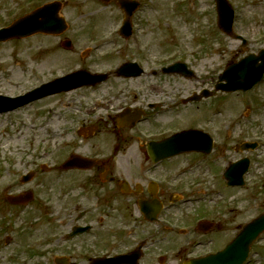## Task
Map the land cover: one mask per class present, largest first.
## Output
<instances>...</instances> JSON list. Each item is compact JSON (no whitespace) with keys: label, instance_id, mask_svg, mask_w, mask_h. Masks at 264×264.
Segmentation results:
<instances>
[{"label":"rangeland","instance_id":"1","mask_svg":"<svg viewBox=\"0 0 264 264\" xmlns=\"http://www.w3.org/2000/svg\"><path fill=\"white\" fill-rule=\"evenodd\" d=\"M33 1L0 0V26L8 25L16 17L32 11ZM44 1L46 0L36 2L40 5ZM61 1L64 3L62 15L69 23V29L64 34H35L27 38L0 42V93H24L37 85L40 79V83L45 82L79 67L89 66L91 69L106 70L141 56L133 40L127 43L124 39L113 37L112 32L119 25L120 19L116 1ZM139 1L142 4L140 11L134 15V21L140 29L141 43L147 50L143 52L149 60L146 64L156 66L151 59L157 60L158 56H162L158 59L160 62L180 59L195 70L197 78L185 79L178 75L159 74L144 75L140 79L129 81L113 75L110 80L114 83L113 88H138L145 95H149L151 100L172 105L175 95L178 99L195 90L199 91L203 84L211 86L212 82L217 83L228 63L238 62L245 55L258 52L264 47V0H230L236 10L235 32L248 40L246 45L221 32L217 25L214 0ZM87 26L89 29L85 28ZM98 36L100 38L89 42ZM65 38L72 39L74 45L71 50L62 47L61 40ZM39 46L45 48L42 54L38 55ZM93 46H98L96 51L83 57V52L87 49L91 51ZM40 59L45 62L38 66L37 70L35 65ZM153 86L159 87L160 90H151ZM79 92L90 93V97L96 94L92 90L84 89ZM129 94L127 90L122 96L126 95L125 99H131ZM71 95L51 96L14 113L0 115V151L3 153L0 156V264H55L49 255V252L57 251L55 239L58 227L55 221L48 223V218L41 217L37 209L20 212V208L4 198V192L18 189L22 183L21 175L37 167L31 163L30 153L39 145L42 148L39 155L42 154L44 160L53 162L60 159L62 150L57 147L59 135L54 140L48 137L47 129L58 130L64 126L62 116L76 114ZM78 95L80 94L75 96ZM218 100L217 106L224 111V114L218 115L220 136L225 145L224 156H229L224 157V160L219 159L218 168L225 170L229 160L250 156L253 162L252 171L246 176V185L238 188H228L226 180H221L220 174H212L208 178V185L216 184L223 200L219 203L205 202L208 205L202 203L201 199L199 202L192 200L193 203L182 206L190 211V215L181 216L178 210L174 219L177 224H188L194 222L195 218L208 216L210 220L222 226L221 233L215 234L220 235L221 242L227 243L245 223L264 213V144L252 153L239 150L236 146L252 139L249 138L251 134L264 135V82L254 87L251 96L242 92L230 95L220 93ZM247 107L252 109L251 115L247 113L251 116L247 119L249 122L245 119ZM107 110L111 114V108ZM107 110L100 109L96 117L108 119ZM76 116L74 121L82 119ZM170 116L175 118L171 124L177 125L181 122L182 125H178L181 127L187 126L188 123L180 121V116L190 119L189 122H202L207 118V112L202 106L190 105L183 113H170ZM231 130H234V137L229 135ZM71 135L73 139L74 134ZM46 138L49 139V145H46ZM91 142L90 138H79L75 144L87 148ZM104 145H108V142ZM10 152H17L19 161L8 160L6 154ZM52 175L54 178L51 179H56L55 175ZM50 198L56 200L53 195H50ZM5 216L10 219L3 218ZM172 235L178 243L175 245L177 252L181 248L184 249L186 245L181 244L186 241L187 236L179 233ZM200 236L204 238L210 235ZM8 237L11 238V244H6ZM191 238L188 237L187 240ZM45 241L51 245H44ZM252 251L250 264H264V236L262 241L253 246ZM18 257L24 263L18 261Z\"/></svg>","mask_w":264,"mask_h":264},{"label":"flooded vegetation","instance_id":"2","mask_svg":"<svg viewBox=\"0 0 264 264\" xmlns=\"http://www.w3.org/2000/svg\"><path fill=\"white\" fill-rule=\"evenodd\" d=\"M83 95L88 99L93 97L90 93ZM104 95L103 103L84 108L88 116L77 121L81 122L80 125L62 131V153L57 166L35 173L36 180L45 181L44 173L54 174L56 178L55 184L49 188L42 182L41 195L47 198L54 195L57 201L59 254L70 257L68 264H91L97 257L118 256H123L127 263L184 264L188 259L201 257L199 247L212 242L201 238L200 235L207 234H200L196 223L190 222L189 230L179 229V234L187 236L181 244L186 245L184 249L177 252L175 245L178 243L172 238V233H176L172 221L177 215L179 196L187 195L188 184L184 182V175L196 164L178 162L176 157L152 159L157 158L159 152L152 155L149 144L164 140L171 125L167 118L162 124L160 105L149 95L143 94L141 97L144 98L135 97L130 102L126 99L123 104H120V96L108 88L98 89L94 96L100 98ZM217 97L218 93L196 104L207 112V118L199 125L205 132L213 133L214 149L210 155L190 154L210 157L219 153ZM101 108H111V114L107 110L108 119L96 117ZM126 109H132L131 112L139 109L143 114L139 129L120 126L119 114ZM70 133L90 138L92 142L82 148L66 141ZM106 142L108 145H104ZM73 155L87 161L79 167L65 168V161ZM158 208L161 210L155 221L146 218L145 211L147 216L153 217ZM212 223L209 231L217 240V251L222 243L220 235L215 233H221L222 226ZM81 228L84 229L82 232L72 236ZM188 237L192 238L187 240Z\"/></svg>","mask_w":264,"mask_h":264},{"label":"water","instance_id":"3","mask_svg":"<svg viewBox=\"0 0 264 264\" xmlns=\"http://www.w3.org/2000/svg\"><path fill=\"white\" fill-rule=\"evenodd\" d=\"M218 2L220 4L221 12L220 25L225 32L231 33L233 11L226 0H218ZM60 7V3L45 5L31 15L20 19L13 26L1 30L0 40H6L15 36H25L36 31L56 32L63 30L66 25L64 20L59 17L58 13L60 11ZM56 28L59 29L57 30ZM260 59H262L263 64L259 66L258 61ZM263 71L264 50L261 52L260 56L251 55L239 64H230L221 77V79H225L227 81V84L220 85L219 87L227 91L246 89L247 87L254 85L260 79ZM119 73L123 74V69H120ZM258 74L259 77L257 78ZM89 78L90 77L85 74V72L75 73L63 79L57 80L53 83L54 85L44 86L38 92L34 93L37 94V96L32 99L63 89L68 90L85 83H90ZM29 100L31 99L27 98L26 102H29ZM189 134L190 132L182 133L179 134L177 138H180L184 142ZM246 166L247 165L242 164L241 166L228 171L227 177L231 179L229 184H243L242 175L247 169ZM263 231L264 215L245 226L242 233L229 246V248L218 256L219 261L223 262V264L241 263L245 259L249 246Z\"/></svg>","mask_w":264,"mask_h":264}]
</instances>
